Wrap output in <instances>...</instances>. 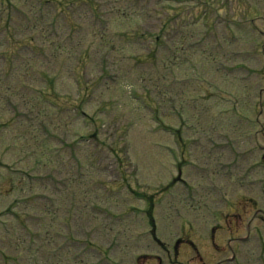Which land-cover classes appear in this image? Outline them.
Instances as JSON below:
<instances>
[{
  "label": "rangeland",
  "instance_id": "obj_1",
  "mask_svg": "<svg viewBox=\"0 0 264 264\" xmlns=\"http://www.w3.org/2000/svg\"><path fill=\"white\" fill-rule=\"evenodd\" d=\"M53 1H73L76 4L68 8L71 12L72 27L60 18L62 27L59 28L54 20L57 10L47 1L0 0V51L6 52L15 71L22 72L25 76V81H21L19 73V78L0 86V163L5 164L0 168V210L16 200V207L13 206L15 215L0 217V264H35L36 258L42 264H102L101 261L113 264L108 257L114 261L117 257H124L125 260L118 262L119 264H132L135 254L146 250L145 247L151 254L162 255L165 264H171L167 259V252L156 249V245L149 240L143 247L133 237L137 231L143 230L144 233L147 230L144 227V213L138 214L136 218H133V215L126 217L128 225L124 227L125 236L122 230L124 225L110 214L122 212L128 207L137 209V212L145 211V200L140 196L142 193L155 195L154 216L158 224H161L166 240L172 242L174 238L182 237L195 245L200 256L190 245H184L181 248L182 263L216 264L225 259L222 264H236L227 258L232 255V247L237 248L242 242H246L244 240L247 237V224L250 223L256 238L257 231L264 232V212L252 219L257 206L264 209V197L258 190H254L250 198L257 201L258 205L253 206L238 195L240 190L236 194H229L231 190L227 187L221 189L218 184L215 187L212 185L210 171L213 176L221 172L217 178L226 185L223 175L226 172L225 166L231 161V154L227 149L210 151V145L207 143L210 137L206 135H214L218 141L219 137H223L218 131L223 129V133L229 137L234 133L235 140L241 146L242 142L248 140V134L243 131L245 128L250 129L251 133L263 129V126H247L249 122H245L244 117L234 116L232 113L235 97L239 100L248 99L251 105L257 100L264 103V54L255 50L256 43L264 41V38L248 28V32L243 34L244 41L232 39L228 24L223 20L228 9L238 11L239 0H232L228 7L224 6L227 0H200L201 3L211 4L214 9L219 10L220 16L222 15L217 27L212 29L211 35H207V42L204 40L207 31L204 22L195 21L205 7L182 1L181 6L172 12H178L185 7L193 9V17L184 22L178 32L173 33L174 29L170 31L168 54L175 53L174 44L179 42V36L190 40L181 50L177 61L174 60L173 67H179L180 78L176 84H173L169 68L164 70L161 65L153 67L150 62L139 60L147 55L139 44L131 47L129 54L113 52L109 67L112 70L110 72L119 78L118 85H115L117 82H112L109 90L101 86L100 92L92 96L86 112L89 115L95 114L101 102L111 105L110 109L106 106L108 112L104 111L105 113L102 112L96 118L105 120L103 133L105 128H108L107 131L111 134L119 124L121 128H128L129 141L124 144L127 149V156L123 157L124 162L117 158L116 153L111 152L107 143L102 145L103 141L95 142L97 138H107L111 143L115 133L110 138L109 135L106 138H87L75 147L77 162L71 159V148L65 146L64 151L55 156L53 164L36 167V183L31 187L26 183V178L11 174V170L15 169L11 164L19 160V155L22 154L20 151H41L42 145H38L39 138L36 137L39 133L36 120L41 118L38 116L45 114L47 117L43 118L54 127L53 135L64 136L67 145L72 143L75 136L85 137L88 133L83 127L84 122L74 117L68 107H61L67 104L72 107L73 97L79 99L80 93H77L73 86L74 75L68 76L70 69L81 65L77 75L82 76V73H85L86 82H94L101 73L99 65L102 57L96 50L99 36L95 35L96 37L90 39V32L101 34L102 29H109L112 17L113 21L118 22V29L143 25L149 30L150 24L160 22L145 0H134L133 16L130 11L127 14L117 11L125 0H109V5L106 6L104 0H94V8L84 0ZM259 4L260 13L264 15V0ZM166 5L173 7L170 6L172 4ZM115 6L116 9H113ZM135 9L140 12L136 13ZM263 20L264 17H258L255 22L264 31ZM114 42L121 44L120 41ZM40 45L45 46L48 58L44 59L42 56V59L36 62L34 49L38 51L37 46ZM263 47L264 45L260 50ZM87 51L93 58L91 65H85L81 59V55ZM130 54L137 55L138 58H130ZM166 54V47L161 45L156 56L160 60L161 56ZM240 58L246 68H253L257 73L262 71L258 73L260 75L255 74L244 81L246 72L243 68H237L241 62ZM220 62L223 65L219 72L217 65ZM0 64L7 65V61L2 60ZM197 68L202 70L203 81L196 84L193 79L196 73L200 72ZM215 71H218V74ZM42 72L47 79L37 74ZM165 74V79H171L169 84L164 79ZM50 78L53 82L47 103L57 100L58 104H45L34 98L41 87L49 83ZM140 83L150 88V96L155 99H167V95L163 97L167 90L169 98L174 97L178 106H185L187 115H190L197 125L195 130L189 131L184 127V131L186 137L198 143L192 150V156H196V164L204 166L206 170L199 173L198 168L194 166H184L183 177L188 179V184H175L172 186L175 192L165 198L161 192L166 191L163 189H169L166 188L171 181H167L170 178L168 171L169 168H175L173 163L169 165L170 161H174L170 159L171 155L167 153V149L171 146L177 151L179 147L173 136L163 128L156 130L158 124L149 109L144 111L137 106L133 87H138ZM215 87L224 92L218 93ZM55 91H58L61 99L55 97ZM10 93L16 94L15 99L22 103L28 101L31 104L34 101V113L27 116V109L21 112L15 110L14 105H7L5 96ZM258 93L262 95L257 96ZM245 104L247 102L242 101V106ZM167 107L171 106L168 104ZM255 117L252 119L255 120ZM258 119L264 125V117L258 115ZM131 121H135V124L128 125ZM178 121L176 116L169 115L165 110L163 127L178 125ZM88 125L90 129L95 127L93 122ZM260 139L264 145L262 135ZM32 153L33 158H38L39 154ZM220 154L223 156L219 160ZM263 155L264 150L258 149L251 152L250 159L255 163ZM131 156L139 163L140 170L136 168L137 165ZM124 164L126 166L122 168ZM21 165L23 164H19ZM27 168L31 171L34 167ZM138 183L144 188H138V194H135L134 189ZM191 190H194L192 194L196 198H185L184 195L191 196ZM226 194L227 200L223 198ZM244 205L248 207H244L241 213L238 209ZM180 207L183 212L190 214L176 218L175 210L181 209ZM210 208L216 213H210ZM217 213L219 226L215 225ZM174 217L176 220L171 222ZM189 224L193 231L188 228ZM212 227H216V241L213 244L210 237ZM118 231L121 235L117 234ZM123 239L125 243L122 242ZM242 244L243 246L238 248L242 258L247 261L243 264H261L259 257H262L263 253L259 243L253 240L245 247V243ZM217 247H222V252L216 251ZM243 250L248 252V259L242 255ZM142 261V264H158L156 260Z\"/></svg>",
  "mask_w": 264,
  "mask_h": 264
}]
</instances>
